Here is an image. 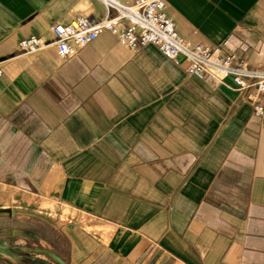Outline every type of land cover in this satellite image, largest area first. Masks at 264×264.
Here are the masks:
<instances>
[{"label":"crops","instance_id":"obj_1","mask_svg":"<svg viewBox=\"0 0 264 264\" xmlns=\"http://www.w3.org/2000/svg\"><path fill=\"white\" fill-rule=\"evenodd\" d=\"M167 3L183 36L264 68V0ZM89 14L107 11L0 0V236L18 235L3 225L17 204L44 198L74 213L54 250L65 264H264V117L245 93L109 32L65 60L18 51Z\"/></svg>","mask_w":264,"mask_h":264},{"label":"built area","instance_id":"obj_2","mask_svg":"<svg viewBox=\"0 0 264 264\" xmlns=\"http://www.w3.org/2000/svg\"><path fill=\"white\" fill-rule=\"evenodd\" d=\"M97 1L107 11L106 15H78L67 22H55L50 26L51 41L31 34L19 39L18 51L31 56L52 47L55 59L65 60L100 33L109 32L129 50L153 44L167 58L175 62L182 60L188 75L210 85L222 84L245 93L253 114L264 117V68L252 66L207 42L191 41L183 36L168 11L167 0ZM2 73L0 66V76ZM227 78L233 85L226 82Z\"/></svg>","mask_w":264,"mask_h":264},{"label":"rangeland","instance_id":"obj_3","mask_svg":"<svg viewBox=\"0 0 264 264\" xmlns=\"http://www.w3.org/2000/svg\"><path fill=\"white\" fill-rule=\"evenodd\" d=\"M1 205L5 204H0L2 215ZM17 205V212H24L16 213L17 217L12 220H4L3 225L17 224L18 235L0 236V264H56L50 255L37 249H45L55 254L54 250L60 247L59 225L72 217L73 211L44 198H26L25 205Z\"/></svg>","mask_w":264,"mask_h":264},{"label":"water","instance_id":"obj_4","mask_svg":"<svg viewBox=\"0 0 264 264\" xmlns=\"http://www.w3.org/2000/svg\"><path fill=\"white\" fill-rule=\"evenodd\" d=\"M38 251H42L48 255H50V257H52L55 261H57L59 264H65L64 261L57 256L56 254L52 253L51 251L45 250V249H37Z\"/></svg>","mask_w":264,"mask_h":264}]
</instances>
